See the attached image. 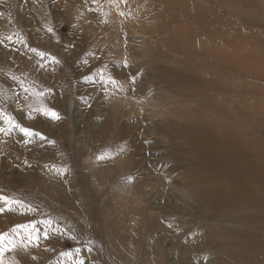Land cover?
<instances>
[{
	"label": "rangeland",
	"instance_id": "rangeland-1",
	"mask_svg": "<svg viewBox=\"0 0 264 264\" xmlns=\"http://www.w3.org/2000/svg\"><path fill=\"white\" fill-rule=\"evenodd\" d=\"M227 101L264 172V0H0V264H258L196 188Z\"/></svg>",
	"mask_w": 264,
	"mask_h": 264
},
{
	"label": "bare ground",
	"instance_id": "bare-ground-1",
	"mask_svg": "<svg viewBox=\"0 0 264 264\" xmlns=\"http://www.w3.org/2000/svg\"><path fill=\"white\" fill-rule=\"evenodd\" d=\"M239 108L235 111L241 114L243 110ZM218 110L229 123H221L216 117H214L216 120L205 123L201 119H196V115L194 116L198 121L195 124L209 141L208 149L203 147L202 149L208 151L216 162L214 166L211 157L205 162L206 168L211 171L209 174L200 173L196 176V188L199 189L203 198L216 197L215 202L225 198L227 217L233 222L242 221L248 227L251 225L257 227L258 232L256 233L255 230V236L240 235L234 240L240 249H249L257 253L259 255L258 264H264V210L262 213L251 210V206L255 204L264 208V172L259 165L250 166V164L248 172L245 163H242L251 155L248 130L250 123L230 124L233 114L228 101L225 102V106H219ZM252 155L259 156L258 154ZM257 190L259 195H257ZM212 207H214L213 204Z\"/></svg>",
	"mask_w": 264,
	"mask_h": 264
},
{
	"label": "snow or ice",
	"instance_id": "snow-or-ice-1",
	"mask_svg": "<svg viewBox=\"0 0 264 264\" xmlns=\"http://www.w3.org/2000/svg\"><path fill=\"white\" fill-rule=\"evenodd\" d=\"M51 116H52L54 119H59L58 115H57L55 112H51ZM6 122L11 123V119H10V118H7V119H6ZM21 131H22V132L24 133V135H26V136H30V135H32V132H31L29 129H27V128H23V129H21ZM2 239H3V237L0 236V240H2Z\"/></svg>",
	"mask_w": 264,
	"mask_h": 264
}]
</instances>
